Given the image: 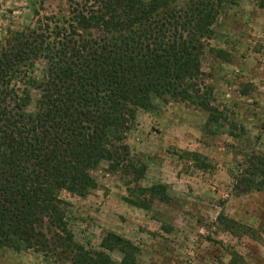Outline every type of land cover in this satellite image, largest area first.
<instances>
[{
    "label": "trees",
    "instance_id": "1",
    "mask_svg": "<svg viewBox=\"0 0 264 264\" xmlns=\"http://www.w3.org/2000/svg\"><path fill=\"white\" fill-rule=\"evenodd\" d=\"M241 1L85 0L72 2L61 21L45 17L9 33L0 44V249H46L45 224L66 233L69 205L60 194L89 195L101 164L142 180L147 165L130 158L125 145L140 111L154 112L158 101L189 103L208 114L207 129L218 124L199 83L201 63L218 20ZM255 2L264 8V0ZM183 156L209 168L197 153ZM247 162L238 186L264 191V159ZM165 190L146 192L165 201ZM125 200L149 209L145 201ZM219 220L225 230L240 229ZM99 248L77 247L73 264H138L139 249L114 233ZM229 264L242 260L233 255Z\"/></svg>",
    "mask_w": 264,
    "mask_h": 264
},
{
    "label": "rangeland",
    "instance_id": "2",
    "mask_svg": "<svg viewBox=\"0 0 264 264\" xmlns=\"http://www.w3.org/2000/svg\"><path fill=\"white\" fill-rule=\"evenodd\" d=\"M83 1L0 0V44L45 17L67 18L71 3ZM186 1L176 0L179 6ZM214 31L199 83L218 124L207 129L208 114L189 103L158 101L154 112L140 111L125 145L130 158L147 165L143 179L101 164L89 195L60 194L69 205L66 233L45 224L46 249L2 248L0 264H73L77 247L100 251L110 232L139 249L138 264H229L233 255L242 264H264V191L244 193L238 186L249 157L264 159V8L242 0ZM184 152L199 154L209 168L200 170ZM155 185L166 187L165 201L146 192ZM125 199L145 201L149 209ZM220 217L240 229L225 230ZM108 255L120 261L117 252Z\"/></svg>",
    "mask_w": 264,
    "mask_h": 264
}]
</instances>
